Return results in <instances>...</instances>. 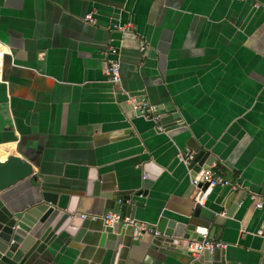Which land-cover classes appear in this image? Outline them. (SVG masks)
<instances>
[{
    "label": "crops",
    "instance_id": "obj_1",
    "mask_svg": "<svg viewBox=\"0 0 264 264\" xmlns=\"http://www.w3.org/2000/svg\"><path fill=\"white\" fill-rule=\"evenodd\" d=\"M118 22L132 28L115 31ZM0 46L11 52L0 66V160L22 154L34 165L33 177L1 194L10 209L34 205L42 191L80 196L74 215H95L90 229L102 227L101 215L142 189L150 163L137 222L207 229L226 245L210 264H264V0H0ZM109 60L120 63L119 87L106 80ZM131 97L157 108L163 133L133 112ZM200 151L235 187H216L204 207L193 201L198 172L177 157ZM97 179L100 195L86 197ZM130 242L113 264L198 258L152 234ZM110 257L84 238L48 247L38 263Z\"/></svg>",
    "mask_w": 264,
    "mask_h": 264
},
{
    "label": "water",
    "instance_id": "obj_2",
    "mask_svg": "<svg viewBox=\"0 0 264 264\" xmlns=\"http://www.w3.org/2000/svg\"><path fill=\"white\" fill-rule=\"evenodd\" d=\"M165 129L163 127V130ZM214 160L213 157H208L200 151L188 168L199 174L202 170L210 168ZM152 167L150 163L147 166L148 170L145 167L146 177L142 189L131 191L118 199L122 205L119 213L123 216L134 219V211L140 207V199L147 195L152 185L151 177L148 176ZM33 168L31 159L22 154H10L3 161L0 160V264H39L38 259L48 247L56 243H63L66 246L71 242L80 243L84 238L91 244H97L98 248L110 251V264H113L116 256L117 259L120 258L132 243L130 241L137 243L138 240L132 239V228L122 223L107 226L103 222L104 226L90 229V217L81 219L80 215H74L75 212H79L78 205L83 204L80 196L71 195L65 201L63 194L42 191L41 199H38L34 205L20 210L10 209L1 194L16 183L33 177ZM227 187L232 189L231 185ZM91 195H100L99 179L89 180L85 196ZM101 196L111 199L108 195ZM110 209H113V206ZM153 228L159 233L158 236L152 235L157 245L169 249L184 247L188 256L194 253L189 248V243L192 240L197 243L202 241L197 234L196 225L190 222L160 217ZM195 253L198 258L192 259L191 264L212 262L213 252L204 250Z\"/></svg>",
    "mask_w": 264,
    "mask_h": 264
},
{
    "label": "built area",
    "instance_id": "obj_3",
    "mask_svg": "<svg viewBox=\"0 0 264 264\" xmlns=\"http://www.w3.org/2000/svg\"><path fill=\"white\" fill-rule=\"evenodd\" d=\"M241 1V0H236ZM254 7H258V5H254ZM83 20L87 22L88 24H94V18L92 13H88L83 17ZM112 27L120 32L125 33L129 31L132 28L131 23H124L121 24L120 22L114 23ZM10 54L11 52L4 48V46H0V66L2 64V58L3 55ZM104 74L106 77V80L112 84L114 87H119L121 78H120V63L118 60H109L106 65L104 66ZM128 103H130L133 112L140 118H143L145 120L153 121L156 125V130L158 132L163 133V128L161 125L158 124L159 122V116L156 114L157 108L150 105L146 99L143 97L141 98H135L131 97L128 99ZM179 161L185 165L189 166L194 161V154L188 153L186 155H183L182 153H178L177 155ZM191 185L193 187V201L195 204L199 207H204L205 203L212 193V191L216 187H224L231 185L234 189L235 187L231 184L230 180H227L224 177H221L214 171V167L206 168L202 170L201 173L197 174L192 180ZM258 208H261L262 205L260 203L257 204ZM82 219H86V215H80ZM91 220L97 219L95 215L89 216ZM104 224L107 226H111L116 223H122L124 226H129L132 228V239L138 240L140 237L146 235V234H152L154 236H158L159 233L153 228L146 224L139 223L135 219H130L129 217H125L119 212L115 211H109L105 214H103L100 217ZM207 229H198L197 228V234L202 238V241L197 243L195 240H192L189 243V248L193 250L194 253L191 255L195 256V251L202 252L204 250H208L210 252H213L215 250H221L225 249L226 245L220 242H214L212 240L208 239V233ZM259 236L264 237V229L262 231L258 232ZM197 246V250H195V247Z\"/></svg>",
    "mask_w": 264,
    "mask_h": 264
}]
</instances>
